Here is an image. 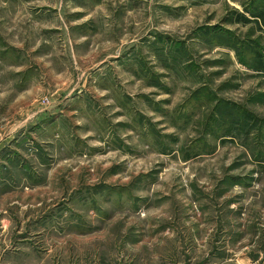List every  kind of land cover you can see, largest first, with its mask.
<instances>
[{
  "label": "rangeland",
  "instance_id": "1",
  "mask_svg": "<svg viewBox=\"0 0 264 264\" xmlns=\"http://www.w3.org/2000/svg\"><path fill=\"white\" fill-rule=\"evenodd\" d=\"M0 264H264V0H0Z\"/></svg>",
  "mask_w": 264,
  "mask_h": 264
}]
</instances>
